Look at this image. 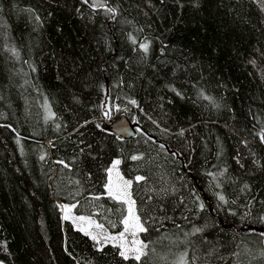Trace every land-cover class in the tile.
I'll return each instance as SVG.
<instances>
[{
  "label": "trees",
  "instance_id": "obj_1",
  "mask_svg": "<svg viewBox=\"0 0 264 264\" xmlns=\"http://www.w3.org/2000/svg\"><path fill=\"white\" fill-rule=\"evenodd\" d=\"M105 1L0 0V255L264 264V0ZM121 117L133 138L112 130ZM115 160L146 229L139 261L63 218L123 230Z\"/></svg>",
  "mask_w": 264,
  "mask_h": 264
},
{
  "label": "rangeland",
  "instance_id": "obj_2",
  "mask_svg": "<svg viewBox=\"0 0 264 264\" xmlns=\"http://www.w3.org/2000/svg\"><path fill=\"white\" fill-rule=\"evenodd\" d=\"M118 114L119 113H117L116 116ZM71 160L73 161L71 164L74 167L75 175L80 176L81 173L79 172V170L77 168V164L79 161L78 156L75 155L74 153H72L71 154ZM113 164L109 169L108 184L111 183L112 191L115 195H120L121 192L125 190V185L123 182L128 181V180L121 173L120 163L118 165H116L115 168H113ZM106 189L108 192L107 187H106ZM126 191L130 194V200L134 201L132 198V195H131V187L127 188ZM108 195H109V193H108ZM124 199L125 200L129 199V197L126 196V197H124ZM120 201L124 202V200H120ZM125 204L127 205V207H129L128 203H125ZM65 206L66 205L62 204L63 218L65 217V215H68L70 218L67 220L74 222V224L77 226V228H79L80 230L83 229V232H85V233L91 232L92 234L96 235L98 237V239L103 238L108 242L116 243V244L120 245L122 251H126V255L128 257H135L136 252L134 250L140 247V244L137 243L140 240L138 239V235H137V233L139 231H137L134 227H132V225L135 223V217L137 216L134 204L131 205L132 210H133V217L131 219H129L128 231L127 232L124 231V228H125V225H124V228L121 231V232H124L123 239H117L115 241H113L111 239H106V238L112 237V236L119 237L121 232L119 234H113L112 235V234H110V232L108 231L107 228L103 227V225H102V228H98L96 225L97 224L101 225V224L98 223L97 221H95L94 219L89 218V217H85V216H81V215H75L71 211H68L69 206L68 207L67 206L65 207ZM79 217H84L85 219L80 220ZM139 222L141 223L140 219H139ZM3 237H4V232H3L2 227L0 226V241L3 239ZM0 264H16L14 259H13L12 248L10 246L1 250Z\"/></svg>",
  "mask_w": 264,
  "mask_h": 264
},
{
  "label": "snow or ice",
  "instance_id": "obj_3",
  "mask_svg": "<svg viewBox=\"0 0 264 264\" xmlns=\"http://www.w3.org/2000/svg\"><path fill=\"white\" fill-rule=\"evenodd\" d=\"M85 2L87 3V0H85ZM109 11L110 12H114L115 10L114 9H109ZM141 47L144 49L145 52H147L148 44H143V45H141ZM251 63L254 64L255 61H251ZM178 95H179V93H178ZM131 103L133 105H136V101L135 100H132ZM105 114L107 115L108 113H105ZM261 139H262V141H264V136H262ZM161 147H163V146H161ZM41 158L43 159V157H41ZM139 158L140 157H137V156H133L132 157L133 160H136V159H139ZM119 163H120V161L116 160L114 162V164H113V168H115L116 165H118ZM135 179L137 181H142L145 178L143 176H137V177H135ZM123 183L125 185V190L122 191L120 195H115L113 193L111 183L106 185V187L108 188V193H109L110 196H113V198L118 199V200H124L125 203L129 204V207L127 209V216L122 221V223L125 225L124 231L127 232L128 231V226H129V219H131L133 217V210H132L131 205L134 204V201L130 200V194L126 191L127 188L131 187V183L132 182L131 181H124ZM245 187H247V186H245ZM126 196L129 197V199L125 200L124 197H126ZM218 198H219L220 201H222L224 203H227V201L225 200V197L223 195H219ZM200 207L203 208V204L202 203L200 204ZM68 211H71V209H68ZM64 218L67 220L70 217L68 215H65ZM79 219L80 220H84L85 218L84 217H79ZM96 226L98 228H102V225L97 224ZM132 227H134L137 231H140V232L146 231V229L143 227V225L139 222V217L138 216L135 217V223L132 225ZM81 230L83 231V229H81ZM195 231L199 232L200 229H195ZM85 234L91 236V239L93 241H96L97 243H100V241H99V239H98V237L96 235L92 234L91 232H86ZM123 236H124V232H121L119 237L112 236V237H107L106 239H111V240L115 241L117 239H123ZM137 243L140 244V247L134 250L136 252V255H135L134 259L139 261L142 255H146V253L143 251V249L147 248V245L144 244V242H142V241H138ZM120 255L122 257H124L125 259H128V256L126 255V251H121Z\"/></svg>",
  "mask_w": 264,
  "mask_h": 264
},
{
  "label": "water",
  "instance_id": "obj_4",
  "mask_svg": "<svg viewBox=\"0 0 264 264\" xmlns=\"http://www.w3.org/2000/svg\"><path fill=\"white\" fill-rule=\"evenodd\" d=\"M97 7L105 6L107 2L105 0H94ZM112 130L123 139H130L136 135L135 125L128 117H121L117 121L113 122Z\"/></svg>",
  "mask_w": 264,
  "mask_h": 264
}]
</instances>
